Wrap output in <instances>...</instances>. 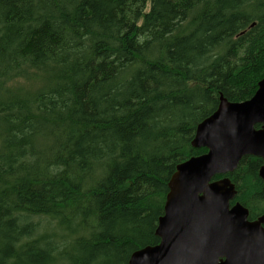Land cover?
<instances>
[{
    "label": "trees",
    "instance_id": "trees-1",
    "mask_svg": "<svg viewBox=\"0 0 264 264\" xmlns=\"http://www.w3.org/2000/svg\"><path fill=\"white\" fill-rule=\"evenodd\" d=\"M263 76L264 0H0V264L158 243L171 174L206 151L196 125ZM261 163L227 174L249 219Z\"/></svg>",
    "mask_w": 264,
    "mask_h": 264
},
{
    "label": "water",
    "instance_id": "water-1",
    "mask_svg": "<svg viewBox=\"0 0 264 264\" xmlns=\"http://www.w3.org/2000/svg\"><path fill=\"white\" fill-rule=\"evenodd\" d=\"M190 144L206 151L171 174L155 228L158 243L134 250L127 264H264V215L249 219L247 207L231 203L236 189L227 176L251 155L261 159L264 179V76L248 99L220 94Z\"/></svg>",
    "mask_w": 264,
    "mask_h": 264
}]
</instances>
